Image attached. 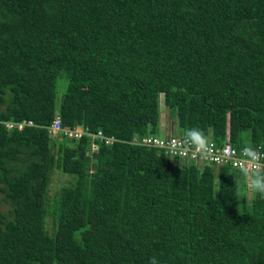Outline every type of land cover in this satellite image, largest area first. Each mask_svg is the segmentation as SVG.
<instances>
[{"label":"trees","instance_id":"obj_1","mask_svg":"<svg viewBox=\"0 0 264 264\" xmlns=\"http://www.w3.org/2000/svg\"><path fill=\"white\" fill-rule=\"evenodd\" d=\"M161 103L264 150V0H0V264H264V176L132 145Z\"/></svg>","mask_w":264,"mask_h":264},{"label":"built area","instance_id":"obj_2","mask_svg":"<svg viewBox=\"0 0 264 264\" xmlns=\"http://www.w3.org/2000/svg\"><path fill=\"white\" fill-rule=\"evenodd\" d=\"M33 126L32 122L17 124L9 122L5 124L6 129L10 131L15 128L22 131L25 128ZM46 129L49 137L53 139L57 138L60 134L75 139H80L84 134L87 135V132L83 130L63 128L59 116H56L52 124ZM93 138L103 140L102 142L106 145H111L115 141L114 138L103 137L101 133H98ZM132 145L164 151L165 154L187 164L193 163L200 167L212 166L216 169L228 166L244 174L247 178L264 176V150L260 146L257 148L237 149L229 142L218 145L211 140L200 138L195 141L187 137L175 136L172 133L164 137L148 136L142 140L134 138ZM92 146V152H97L98 147L95 144Z\"/></svg>","mask_w":264,"mask_h":264},{"label":"rangeland","instance_id":"obj_3","mask_svg":"<svg viewBox=\"0 0 264 264\" xmlns=\"http://www.w3.org/2000/svg\"><path fill=\"white\" fill-rule=\"evenodd\" d=\"M160 113H161V127L162 128H166L167 130H171L173 128L174 135L180 136V137L184 136V133H182V131L179 130L177 125L172 126V119L169 116L168 109L165 108L162 103H161ZM166 129H163V132L160 131V133L157 136L164 137V135H167ZM243 142H245V141H243ZM244 147L250 148L251 146L247 145ZM253 177L255 178V176H253ZM51 178H52V180L50 182V188H49L50 189V195H54L56 193V191L61 186L65 185L66 183H68L70 181V177L64 175L63 173H61L60 171H57V170L53 171ZM247 181H248V186H247L248 190H251L249 188V187H251V183L249 180H247ZM2 198H3V194L0 191V211L4 212L7 210V206L1 202ZM46 224H47V228L51 230L52 229V218L51 217L47 218Z\"/></svg>","mask_w":264,"mask_h":264},{"label":"clouds","instance_id":"obj_4","mask_svg":"<svg viewBox=\"0 0 264 264\" xmlns=\"http://www.w3.org/2000/svg\"><path fill=\"white\" fill-rule=\"evenodd\" d=\"M56 116H58V115H56ZM56 116H55V117H56ZM168 133H169V132H168ZM155 136H157V135H155Z\"/></svg>","mask_w":264,"mask_h":264}]
</instances>
